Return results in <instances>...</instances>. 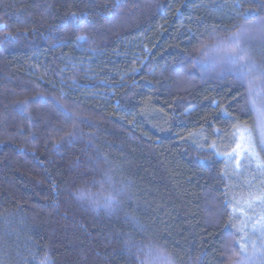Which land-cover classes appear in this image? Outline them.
I'll return each instance as SVG.
<instances>
[{
    "label": "trees",
    "instance_id": "trees-1",
    "mask_svg": "<svg viewBox=\"0 0 264 264\" xmlns=\"http://www.w3.org/2000/svg\"><path fill=\"white\" fill-rule=\"evenodd\" d=\"M257 111L264 0H0V264H264Z\"/></svg>",
    "mask_w": 264,
    "mask_h": 264
},
{
    "label": "rangeland",
    "instance_id": "rangeland-1",
    "mask_svg": "<svg viewBox=\"0 0 264 264\" xmlns=\"http://www.w3.org/2000/svg\"><path fill=\"white\" fill-rule=\"evenodd\" d=\"M262 153L264 154V114L257 111L256 133H252L250 129L239 131L234 149L225 158L228 167L233 169L232 175L235 179L241 178L244 188L235 199L236 212L241 218L242 228L248 230L250 234L257 233L262 241L261 247L264 248V161L261 160ZM257 172L259 178L256 177ZM238 264L245 263L241 261Z\"/></svg>",
    "mask_w": 264,
    "mask_h": 264
},
{
    "label": "snow or ice",
    "instance_id": "snow-or-ice-1",
    "mask_svg": "<svg viewBox=\"0 0 264 264\" xmlns=\"http://www.w3.org/2000/svg\"><path fill=\"white\" fill-rule=\"evenodd\" d=\"M240 59H241V61H243V57H241Z\"/></svg>",
    "mask_w": 264,
    "mask_h": 264
}]
</instances>
